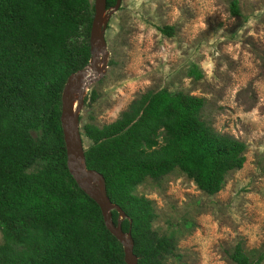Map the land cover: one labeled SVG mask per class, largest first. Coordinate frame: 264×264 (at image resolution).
Returning a JSON list of instances; mask_svg holds the SVG:
<instances>
[{
	"label": "trees",
	"instance_id": "1",
	"mask_svg": "<svg viewBox=\"0 0 264 264\" xmlns=\"http://www.w3.org/2000/svg\"><path fill=\"white\" fill-rule=\"evenodd\" d=\"M116 1L108 0V9ZM91 9L89 0H0V264H126L99 205L71 176L64 141L38 144L29 131L45 114L63 139L61 86L83 68L80 56L89 58L88 46L72 44L84 21L90 35ZM232 13L239 14L237 2ZM160 30L174 35L172 26ZM59 90L51 108L48 99ZM203 108L202 98L163 89L139 97L112 124L84 126L92 141L87 167L104 176L107 196L125 213L121 226L138 264H168L174 248L153 229L152 202L136 194L138 186L179 168L215 195L246 162L247 145L202 121ZM112 215L117 225L120 215ZM232 259L258 264L241 246Z\"/></svg>",
	"mask_w": 264,
	"mask_h": 264
},
{
	"label": "rangeland",
	"instance_id": "2",
	"mask_svg": "<svg viewBox=\"0 0 264 264\" xmlns=\"http://www.w3.org/2000/svg\"><path fill=\"white\" fill-rule=\"evenodd\" d=\"M95 1L89 0V21ZM234 2L238 15L232 13ZM115 6L108 9L107 16L113 14L102 31L105 68L88 86L80 112L83 134L87 124L116 122L150 92L167 89L202 98V121L247 145L243 168L228 173L215 195L202 191L179 168L147 179L136 194L152 202L153 229L172 239L168 264H236L237 246L251 262L264 264V0H122L119 10ZM165 26L174 27L173 36L160 30ZM84 45L89 58L81 55L83 68L71 76L90 69L96 52L85 21L72 47ZM60 91L48 99L51 108L58 106ZM46 116L29 126L35 142L65 143ZM84 137L89 148L92 141Z\"/></svg>",
	"mask_w": 264,
	"mask_h": 264
},
{
	"label": "water",
	"instance_id": "3",
	"mask_svg": "<svg viewBox=\"0 0 264 264\" xmlns=\"http://www.w3.org/2000/svg\"><path fill=\"white\" fill-rule=\"evenodd\" d=\"M108 0L95 1V16L93 18L91 39L93 49L96 51L91 59V68L80 70L68 79L62 94L61 122L65 146L68 155V168L80 188L99 205L103 220L109 232L123 245L126 264H138V257L134 253V241L130 233H125L121 222L126 217L122 209L111 202L107 196L104 176L87 167L86 154L89 148L85 146V137L81 130L80 112L85 103L87 88L99 80L105 64L101 54L105 47L103 34L104 25L108 24L109 17L113 14L108 11ZM122 0H117L115 10L121 8ZM95 183V185H93ZM119 213L117 225L113 222L112 211Z\"/></svg>",
	"mask_w": 264,
	"mask_h": 264
},
{
	"label": "bare ground",
	"instance_id": "4",
	"mask_svg": "<svg viewBox=\"0 0 264 264\" xmlns=\"http://www.w3.org/2000/svg\"><path fill=\"white\" fill-rule=\"evenodd\" d=\"M106 18H107V14H106ZM103 67V69L105 68L104 66H102Z\"/></svg>",
	"mask_w": 264,
	"mask_h": 264
}]
</instances>
